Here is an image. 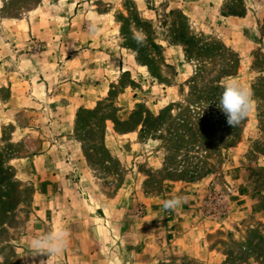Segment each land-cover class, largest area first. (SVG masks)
I'll use <instances>...</instances> for the list:
<instances>
[{
	"label": "rangeland",
	"instance_id": "rangeland-1",
	"mask_svg": "<svg viewBox=\"0 0 264 264\" xmlns=\"http://www.w3.org/2000/svg\"><path fill=\"white\" fill-rule=\"evenodd\" d=\"M185 3V8L176 6ZM175 9L187 17L191 34L210 45L198 60L188 58L181 45L168 43L169 30L178 21L169 11ZM73 13L84 18L74 24L78 30L89 32L90 24L96 26L93 50L100 48L115 60L120 56L128 70H110L107 94L93 108H80H96L97 116L112 118L105 122L102 139L112 161L94 149L100 144L98 128L81 129L82 119L90 120L91 114L83 112L80 122L75 115L73 133L81 153L72 148L60 156L78 160L80 166L73 164L67 174L71 186L62 208L65 213L51 216L65 222L64 237L70 243L65 248L73 254L70 261L60 255L43 261L215 264L196 260L175 243L174 214L162 210V202L176 192L178 183L206 181L212 186L206 197L223 193L228 205L226 214L218 216L204 199L198 215V234L206 235L221 254L216 264H264V0H0V98L7 97L12 79L30 78L37 69L41 40L28 31H65L71 28L66 16ZM124 17L130 22L136 18L152 22L151 37L163 46L156 55L163 82L124 47L125 42H133L121 33ZM132 26L127 25L126 36ZM129 55L134 59L131 64L126 61ZM97 71L85 74L89 82H99L96 74L101 70ZM229 79L252 93L251 112L235 127L217 107L221 92L213 90ZM106 88L107 83L102 90ZM17 89L30 100L10 109L13 116L8 122L3 117L8 107L0 103V153L6 178L13 182H0V191L7 192L0 196V264H41V254L30 246V238L41 236L35 227L41 220L35 207L41 203L34 198L36 188L24 163L53 137L51 124L63 102L59 95H47L41 102L38 86ZM148 114H161V119L148 120L142 129L138 123ZM113 119L125 121L118 131ZM95 120L91 115L90 122ZM238 128L240 137L235 141ZM235 186L240 191L236 204L247 207L251 216L230 225L228 202Z\"/></svg>",
	"mask_w": 264,
	"mask_h": 264
},
{
	"label": "crops",
	"instance_id": "crops-1",
	"mask_svg": "<svg viewBox=\"0 0 264 264\" xmlns=\"http://www.w3.org/2000/svg\"><path fill=\"white\" fill-rule=\"evenodd\" d=\"M176 6L185 8L186 3L184 5L176 4ZM74 13L73 16H66L67 23H71V28L65 31H60L59 29H41V32L32 29L28 31L35 40H41V53L36 59L38 63L37 69L33 70V76L30 78L12 79L7 84L9 86L7 97L4 99L0 98V103L3 102L8 107L6 109L7 114L3 115L7 119L6 122L13 116L10 109L15 108L20 101L26 103V101L29 102L30 100L24 94V91L23 94H20L21 91L17 89L19 85L40 87L41 102L47 95H59V100L63 102L58 107L57 120H54L51 124L53 137L51 139L47 138L45 142H42L43 147L41 152L33 157H28L24 163V166L27 167V177L34 182L36 188L34 198L41 203L40 206L35 207L36 213L41 214V220L35 223V227L39 231L41 230V236L51 232L64 233L63 231L66 230L65 222L53 221L51 220V216L57 213H65V210L62 208H66L67 200L70 197L68 187L71 186V181L67 178V174L74 167L73 164H78V167L80 166L78 160L74 161L71 158L60 156L62 153L63 155L69 154L72 148L75 152L81 153V147L78 146L73 133L76 113L81 107L93 108L97 100L107 94L109 84L112 82L110 70L114 71L116 67L118 72L128 70L123 68L124 65L120 63H123L120 56L115 60L113 56L108 55L105 51L100 50V48L96 47L93 50L96 43L95 41H91L93 40V34L84 30H78L75 27L74 24L78 25V22L80 24L84 21V18L80 15L81 18L79 19L77 17L79 14L74 15ZM58 18L60 17L58 16ZM85 18L88 17L86 16ZM46 22L50 24V22ZM29 34L27 39H30ZM121 52H125L124 56H126V49L123 48ZM129 56L131 59L127 56L126 61H129L131 64V62H134V59L132 55ZM90 70H101L100 73L96 74L99 82H89L85 74ZM34 73L37 74V77H34ZM63 73H68V77L62 78L61 74ZM106 83L107 88L102 90ZM1 86H3V80L0 78ZM44 110L46 111V108ZM178 184L179 186H175L176 192L170 194V198L182 196L187 198V202L183 203L176 210L168 211L174 214L171 219H173L172 230L175 234V243L180 244V247L187 254L198 261L219 263L222 257L218 246L213 245L206 235H199L200 228L196 226L199 221L198 215L200 214L202 204L212 186L208 185L206 181L198 183L180 182ZM234 188L236 190H232L231 195H229L230 201L228 202L229 207L232 209L231 217L228 221L230 225H235L241 218L251 216L247 207L245 209L244 205L241 207L242 204H236L238 196L240 197V191L236 186ZM64 234L67 233L65 232ZM31 236L34 237L35 235H29V237ZM32 239L30 238V241ZM64 239L66 245L70 244L68 242L69 239L65 237ZM39 254H41V264H48L47 261L55 256H50L47 252ZM72 254L70 248H64L60 256H67V259L70 261ZM44 259H47V261H43Z\"/></svg>",
	"mask_w": 264,
	"mask_h": 264
},
{
	"label": "trees",
	"instance_id": "trees-1",
	"mask_svg": "<svg viewBox=\"0 0 264 264\" xmlns=\"http://www.w3.org/2000/svg\"><path fill=\"white\" fill-rule=\"evenodd\" d=\"M169 13L175 14L178 18V21L176 22L177 25L175 27H171V30H169L170 34L167 35L168 43L174 45H181L183 48V52L188 56V58L195 57L196 60L200 59L201 55L204 52L210 50V45L206 42H203L201 39L197 38L193 34H191V32L188 29L187 17L183 14L182 11L175 9V10H170ZM232 15H236V14L232 13ZM130 23L133 24L132 30L130 31V35L126 36L125 33L126 28L127 25H129ZM152 25H153L152 22L148 20L136 18L133 22H130L129 17H124L122 18L121 33H123L122 34L123 37L131 38L130 40L133 41L131 42L127 40L128 42L124 43V47L135 53L137 61L148 68L150 74L155 80L159 82H163L162 75L159 72H157L158 60L156 59V55L157 56L160 55L163 46L156 43L154 39L151 37V33H153ZM135 33H140L145 37L143 43H137V41L134 39V35H136ZM213 90L215 91L219 90L220 92H222L223 87L219 84H216L213 86ZM83 112L93 115L96 120L94 122L93 121L90 122L91 115L89 118L90 120L86 119L88 121H83L82 119L81 129L84 130L85 127H88L90 129L92 125H95L94 127L98 128L100 144L97 145V147L95 146L94 149L96 151L102 152L106 157L107 161H112L113 157L111 153L106 149V147L102 143V139L105 133V122L108 119H112V118H109L106 115L97 116L98 110L96 108L79 109L77 112V121L80 122L81 119L80 115ZM160 116L161 114L158 116L148 114V117L144 118L141 122L138 123V125H141L142 129H144L145 127H147L148 120L157 121L161 119ZM112 121H114L117 131H118L117 126L125 122L119 119H113ZM240 130H241L240 128L236 130L235 141H237L240 137ZM80 143L82 144V142ZM83 146L84 145L82 144V148ZM85 152H86V157L89 158V153L87 148L85 149ZM6 175L7 174H6V168L4 166V160L1 158V153H0V182L3 183L4 181H7V183H11V185H13V182H11L8 177L6 178ZM1 193H7V192L0 191V196Z\"/></svg>",
	"mask_w": 264,
	"mask_h": 264
},
{
	"label": "clouds",
	"instance_id": "clouds-1",
	"mask_svg": "<svg viewBox=\"0 0 264 264\" xmlns=\"http://www.w3.org/2000/svg\"><path fill=\"white\" fill-rule=\"evenodd\" d=\"M90 34H95L96 26L90 24L88 26ZM137 43H143L145 37L142 34L134 35ZM252 93L250 89L241 85L235 79L226 80L223 85V91L220 93L216 101L217 107L225 114L228 125L235 127L248 117L252 109ZM187 202L186 197L173 196L162 202V210H176L183 203ZM64 233L51 232L36 238L30 242V246L36 253L47 252L52 255H60L65 248L66 241Z\"/></svg>",
	"mask_w": 264,
	"mask_h": 264
},
{
	"label": "built area",
	"instance_id": "built-area-1",
	"mask_svg": "<svg viewBox=\"0 0 264 264\" xmlns=\"http://www.w3.org/2000/svg\"><path fill=\"white\" fill-rule=\"evenodd\" d=\"M205 203L209 206V205H213L214 208L217 211V215H223L226 214L227 210H228V205L226 202V196L223 193H213V194H209L206 198H205Z\"/></svg>",
	"mask_w": 264,
	"mask_h": 264
}]
</instances>
